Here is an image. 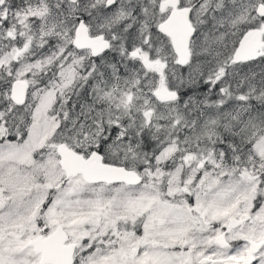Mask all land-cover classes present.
Segmentation results:
<instances>
[{
	"label": "snow or ice",
	"instance_id": "1",
	"mask_svg": "<svg viewBox=\"0 0 264 264\" xmlns=\"http://www.w3.org/2000/svg\"><path fill=\"white\" fill-rule=\"evenodd\" d=\"M0 264H264V0H0Z\"/></svg>",
	"mask_w": 264,
	"mask_h": 264
}]
</instances>
